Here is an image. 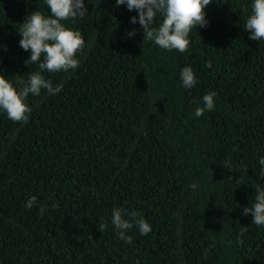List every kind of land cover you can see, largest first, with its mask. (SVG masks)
<instances>
[{
    "label": "trees",
    "instance_id": "16d2710c",
    "mask_svg": "<svg viewBox=\"0 0 264 264\" xmlns=\"http://www.w3.org/2000/svg\"><path fill=\"white\" fill-rule=\"evenodd\" d=\"M85 7L65 22L84 38L80 66L43 73L63 90L29 95L27 123L0 113V264H264V226L242 214L264 184V40L244 29L251 0H212L184 52L144 39L115 0ZM35 10L49 14L45 0H0V74L16 88L39 71L17 31ZM186 65L192 88L180 83ZM213 91L215 108L192 115ZM113 207L139 211L150 232L134 226L125 243Z\"/></svg>",
    "mask_w": 264,
    "mask_h": 264
},
{
    "label": "clouds",
    "instance_id": "9594fccd",
    "mask_svg": "<svg viewBox=\"0 0 264 264\" xmlns=\"http://www.w3.org/2000/svg\"><path fill=\"white\" fill-rule=\"evenodd\" d=\"M211 2L212 0H115V6L123 5L129 11L135 10L137 15L131 16L129 22L141 26L144 39L166 51L184 52L190 44V31L197 26L206 25L204 9ZM45 3L48 15L38 10L32 11L25 16L17 30L20 36L19 46L29 53L24 63L37 64L39 71L31 72L26 81H21L22 86L19 88L0 74V113L12 121L28 122L31 112L27 103L29 95L37 96L42 89L49 95H56L63 90V83L53 85L50 78H45V71L66 73L80 66L81 57L78 53L85 46L84 38L79 30L65 22L75 23L78 18L87 14L85 0H45ZM244 29L248 31L249 39L264 40V0H251V14L244 22ZM135 34L134 28L126 33L128 38ZM179 79L184 88H192L198 82L190 65L180 69ZM215 96L214 91L203 95L201 106H197L192 115L200 117L205 111H212L215 108ZM259 164L260 175L264 176V156L260 157ZM240 176L246 177L243 172ZM241 182L246 181L241 178ZM191 187L196 185L192 184ZM254 191L251 205L245 206L242 214H250L252 224L264 226V184H257ZM36 200L35 195H30L25 208H31ZM111 225L117 237L125 243L132 242V236L127 235V230L134 226L140 235H147L151 230V225L139 211L129 212L122 207L112 208ZM99 227L103 229L106 225L101 223Z\"/></svg>",
    "mask_w": 264,
    "mask_h": 264
}]
</instances>
